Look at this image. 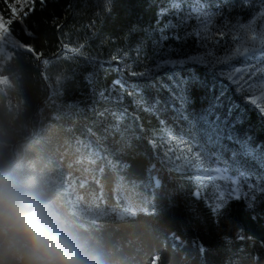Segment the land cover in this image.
I'll use <instances>...</instances> for the list:
<instances>
[{"label":"trees","instance_id":"16d2710c","mask_svg":"<svg viewBox=\"0 0 264 264\" xmlns=\"http://www.w3.org/2000/svg\"><path fill=\"white\" fill-rule=\"evenodd\" d=\"M204 2L208 12L222 13L218 21L227 18L229 24L250 21L264 6V0ZM8 3L12 0H0V15L11 14ZM167 5L168 0H111L110 5L106 0H35L23 23L17 19L10 26L12 56L0 61V143L13 163L37 175L54 193L70 226L104 264H264V181L253 201L232 199L214 212L197 197L189 175L169 167L158 148L165 126L189 133L176 111L200 113L207 102L203 81L225 89L236 105L233 115L238 114L232 134L260 152L264 114L203 65L164 68L146 77H129L128 71L116 68L124 64L132 72L147 73L166 60L209 52L197 37L176 39L169 31L168 39H160L158 29L169 19L175 22L170 13L158 23V12ZM194 28L189 21L186 30ZM69 38H79L77 55L60 54ZM20 44L43 56L37 60ZM86 57L95 58L96 64ZM115 82L122 87L112 90ZM181 95L187 103L180 101ZM157 100L156 111H147ZM118 112L126 114L120 122L123 136L111 131L113 113ZM191 134L203 143L194 130ZM224 143L239 151L238 143ZM245 166L264 178L258 162ZM72 187L87 201L119 207L121 198L128 199L137 213L125 219L85 220L67 202Z\"/></svg>","mask_w":264,"mask_h":264},{"label":"snow or ice","instance_id":"6c2138e0","mask_svg":"<svg viewBox=\"0 0 264 264\" xmlns=\"http://www.w3.org/2000/svg\"><path fill=\"white\" fill-rule=\"evenodd\" d=\"M43 4L44 0H40ZM110 5L111 0H106ZM185 4L187 6L185 7ZM7 7L11 10V14L8 17L0 15V40L7 38L11 35L10 26L14 20H20L23 23V19L29 15V13L35 8V0H14L12 3H8ZM28 8V12L24 9ZM174 17L175 22L169 19L168 22L162 25L158 31L160 32V39L166 40L169 38L167 33L169 31L174 33V38L184 39L188 36L200 38L204 35V31L207 28L206 21H211L215 16L222 13L217 11L216 13H208L205 8L204 0H168V5L165 8H161L158 12L159 19L169 15ZM260 16L264 17V10H259ZM22 14V15H21ZM190 20H198L204 24V28H194L191 31L186 30V25ZM256 21L253 20L252 24ZM59 27V25H57ZM228 21L225 18L222 22L221 29H217L216 32L219 38L222 40L225 35V30L228 29ZM180 29L181 31H177ZM183 32V35L181 34ZM231 39L234 41V45L225 57H217L215 59H206L204 56H189L180 60H166V64H208L211 67H215L216 64H223L236 57H244L248 67H233L226 74L221 72L222 76L230 81L232 84H236L239 87L237 92L241 90L244 84L248 85L250 94L243 97V102L252 105L257 108L261 114H264V67L259 66L255 61L264 58V34H257V32L249 27L246 29V35L241 37L239 35H232L229 32ZM204 39H208L204 36ZM218 42V41H217ZM19 47L24 48L27 52L32 53L37 60H39L43 53H37L31 45L20 44ZM68 51L72 53L79 52L78 48H68L64 45ZM82 47V46H81ZM209 52L207 56H211ZM116 59V57H113ZM45 65L48 64V60H44ZM163 65L158 64L157 67ZM259 74V77H258ZM133 76H145L144 72H131ZM258 77V78H257ZM243 82V83H242ZM202 86L205 92L206 105L201 108L200 113L185 115L182 108L177 109L176 115L178 119L184 120L187 123L189 133L184 132L174 133L171 129L164 127V134L168 138L169 144L172 146L170 151H176L178 155L174 159L180 160V167L187 166L196 173L195 178L197 180H226L233 184L238 183L237 178H233L229 175L230 170L237 172V177H240L242 173L247 171L246 162L255 161L264 165V152H258L250 142L247 140H239L234 137L231 132L232 125L238 119V114L233 115L236 109L235 103L225 96V89L223 87L215 88L211 81H203ZM254 90V91H253ZM103 96V93H101ZM182 103H187L186 97L180 96ZM174 105V101L172 102ZM155 104H159V101H154L152 105H149L147 111H156ZM103 115V113H101ZM125 113L118 112L113 113V124L111 131L114 133H120L121 136L124 132L121 130L120 122L125 119ZM163 123V122H162ZM203 139V143H200L191 134L192 131ZM173 137H178L173 139ZM224 141L234 142L239 144V151L235 149H229ZM214 150V151H213ZM231 152V161L225 159V152ZM239 157V159H238ZM158 183V182H157ZM227 201L224 199L223 193H220L216 203L213 205V211L217 212L225 206Z\"/></svg>","mask_w":264,"mask_h":264},{"label":"clouds","instance_id":"9594fccd","mask_svg":"<svg viewBox=\"0 0 264 264\" xmlns=\"http://www.w3.org/2000/svg\"><path fill=\"white\" fill-rule=\"evenodd\" d=\"M0 264H104L39 177L0 143Z\"/></svg>","mask_w":264,"mask_h":264},{"label":"rangeland","instance_id":"374dc122","mask_svg":"<svg viewBox=\"0 0 264 264\" xmlns=\"http://www.w3.org/2000/svg\"><path fill=\"white\" fill-rule=\"evenodd\" d=\"M12 2H14V0H12ZM186 6L187 4H185V7ZM260 10H264V6H261ZM253 20L256 21L255 24H252ZM190 21L195 22V25L197 26V28H204V24H202L201 21H198V20H190ZM222 22L223 21H218L216 16L211 21L205 22L207 24V28L204 31V35L200 37V40L205 42L208 51L212 55L207 56V54H203V55H197V56H204L206 57V59H209V60L215 59L217 57L227 56L232 49L230 48V45L232 46L234 45V41L231 39L229 32H231L232 35H239L243 37L246 35V29L251 27L257 32L258 35L264 34V17L260 16L259 11L248 22H245V23L236 22L233 24L228 23L229 27L227 30H225L224 38L221 40L216 30L221 29ZM204 36H207L208 39H204ZM14 42L15 41L12 38V34L9 37L0 40V61L3 62V61L10 59V57L12 56V52L9 49V45L13 44ZM78 43H79V38L76 40L69 38V40L67 41L65 45H67L68 48H76ZM226 49H230V51L227 53L218 54V51H221V50L224 51ZM60 54L67 55V56H74V55H77L78 52L72 53L68 51L67 48L63 47ZM86 59H87L86 60L87 62L96 64L95 58L86 57ZM255 63L261 67H264V58H261L260 60L255 61ZM160 65H163V66L159 68L156 67L148 71L145 76L131 75V72H132L131 67L128 68L124 64H120L116 68L120 69L121 71H128L129 77H146V76L155 74L161 71L162 69L166 68L165 62ZM201 65L206 66L209 69L216 71L225 80L227 79L225 78V76L221 75V72L226 74L233 67H248L249 66L244 57H236L234 59L227 61L226 63L216 64L215 67H211L208 64H201ZM258 77H259V74H258ZM229 83L233 85L236 89L239 87L236 84H232L230 81ZM114 84L115 86L112 88V90H115L118 87L119 88L122 87V86H117V85H120L118 82H115ZM49 89H50L49 94L51 95V93L53 92V87L50 86ZM239 93L245 94L246 96L249 95L250 90L248 89V85L244 84L241 90L239 91ZM176 138L178 137H173V139H176ZM171 147L172 146L169 144L168 138L166 137V135L165 134L160 135L158 138V148H159V153L164 158L165 163L172 169L187 173L189 175L188 177L191 178L197 186V189H196L197 197L203 199L212 210H213V205L216 203L220 193H223L224 199L227 202H229L232 199H244L248 202H251L254 199V194L261 190L262 181H264V178L260 177L256 173L251 174L248 171H246L245 173H242L240 177H237V172L235 170L229 171L230 176L238 179V183L236 184H233L226 180H207V179L197 180L195 178L196 173H194V171L191 168L187 166H184V167L179 166L181 164V161L174 159V157H176L178 153L176 151H170ZM255 149L258 152H260L258 148H255ZM224 155H225V159H227L230 162L231 156L229 157L227 152H225ZM14 156L15 158L18 156V152L16 150L14 151ZM261 166L264 167V165H261ZM67 199H68L67 202L69 204V207L71 208L74 214L79 215L81 218L85 220H90L94 222L99 221L104 218L125 219L129 217H133L137 213V207L128 199L121 198L122 200L118 202L119 207L111 206L108 202H105L104 200L87 201V199L84 198V196L81 194V192H79V190L76 187H72L69 190ZM143 211L148 212V208H144Z\"/></svg>","mask_w":264,"mask_h":264},{"label":"water","instance_id":"95a60500","mask_svg":"<svg viewBox=\"0 0 264 264\" xmlns=\"http://www.w3.org/2000/svg\"><path fill=\"white\" fill-rule=\"evenodd\" d=\"M62 50V49H61ZM61 52V51H60ZM58 55V54H57ZM56 55V56H57ZM193 65V64H190ZM196 65H201V64H196ZM166 68H170V69H179V68H184L187 66V64H166L165 63Z\"/></svg>","mask_w":264,"mask_h":264}]
</instances>
